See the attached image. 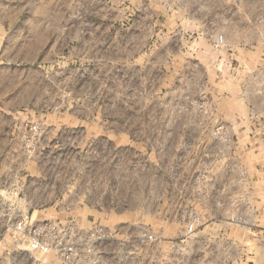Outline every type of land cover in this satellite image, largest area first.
<instances>
[{
    "label": "rangeland",
    "instance_id": "obj_1",
    "mask_svg": "<svg viewBox=\"0 0 264 264\" xmlns=\"http://www.w3.org/2000/svg\"><path fill=\"white\" fill-rule=\"evenodd\" d=\"M263 105L264 0H0V264L47 220L176 240L197 163L182 138L198 136L179 124L222 120L247 140L248 107ZM259 205L249 224L201 223L195 243L138 264H264Z\"/></svg>",
    "mask_w": 264,
    "mask_h": 264
},
{
    "label": "built area",
    "instance_id": "obj_2",
    "mask_svg": "<svg viewBox=\"0 0 264 264\" xmlns=\"http://www.w3.org/2000/svg\"><path fill=\"white\" fill-rule=\"evenodd\" d=\"M215 44L225 46L222 34L215 37ZM182 128L197 129V137L182 138L184 151L195 146L196 168L190 184L189 204L178 205L176 223L182 225L176 240L166 239L159 232L141 228L130 231L123 225L107 227L90 222L88 227L70 218L38 222L19 230L18 241L23 250L11 256L13 264H138L143 250L155 249L163 243L185 249L196 242L197 227L221 221L223 223L249 224L259 210L264 185L255 186L256 174L250 171L248 160L252 151L251 141L260 143L254 154L262 152L263 163L259 166L260 178L264 180V105L248 107L247 122L240 126L247 133V140H240L233 132L232 124L222 120L214 122H182ZM187 134L189 132H183ZM191 147V146H190ZM258 167V165L256 166ZM255 167V168H256ZM175 175V174H174ZM210 179L209 183L207 179ZM202 194H206L201 198ZM190 201V200H189ZM205 202V203H204ZM172 223V222H171ZM4 236L0 231V256Z\"/></svg>",
    "mask_w": 264,
    "mask_h": 264
}]
</instances>
